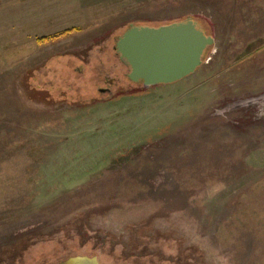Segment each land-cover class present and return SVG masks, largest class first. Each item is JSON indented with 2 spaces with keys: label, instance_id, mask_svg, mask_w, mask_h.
<instances>
[{
  "label": "rangeland",
  "instance_id": "1",
  "mask_svg": "<svg viewBox=\"0 0 264 264\" xmlns=\"http://www.w3.org/2000/svg\"><path fill=\"white\" fill-rule=\"evenodd\" d=\"M186 18L202 66L130 82L117 37ZM78 255L264 264V0H0V264Z\"/></svg>",
  "mask_w": 264,
  "mask_h": 264
},
{
  "label": "water",
  "instance_id": "2",
  "mask_svg": "<svg viewBox=\"0 0 264 264\" xmlns=\"http://www.w3.org/2000/svg\"><path fill=\"white\" fill-rule=\"evenodd\" d=\"M214 39L192 18L152 27L131 26L113 47L128 69L126 78L150 88L175 84L194 74L203 64ZM62 264H99L97 257L78 255Z\"/></svg>",
  "mask_w": 264,
  "mask_h": 264
},
{
  "label": "flooded vegetation",
  "instance_id": "3",
  "mask_svg": "<svg viewBox=\"0 0 264 264\" xmlns=\"http://www.w3.org/2000/svg\"><path fill=\"white\" fill-rule=\"evenodd\" d=\"M122 65L125 67L124 63H122ZM84 256H89V255H84ZM69 257L71 256H66L64 257L63 259H60L59 261H57L55 264H62L63 262H65ZM89 257H93V256H89ZM1 261V260H0ZM97 261L99 262V264H105L103 262H101L98 258H97ZM5 264H14V263H11V262H5Z\"/></svg>",
  "mask_w": 264,
  "mask_h": 264
},
{
  "label": "trees",
  "instance_id": "4",
  "mask_svg": "<svg viewBox=\"0 0 264 264\" xmlns=\"http://www.w3.org/2000/svg\"><path fill=\"white\" fill-rule=\"evenodd\" d=\"M170 24V23H169ZM204 32H205V30H204ZM66 33H68V31H64V32H62V33H60V34H57V35H54V36H51V37H47V38H42L41 40L43 41V40H50V39H54V38H56V37H60V36H63V35H65ZM206 35H208L207 33H205ZM122 35V34H121ZM120 35V36H121ZM119 37V36H118ZM117 37V38H118ZM117 40V39H116ZM208 50V49H207ZM207 52V51H206ZM206 52H205V55H206ZM205 55H204V57H205ZM119 59V58H118ZM203 60H204V58H203ZM119 62H121L120 60H119ZM122 63V62H121ZM139 85H141V84H139Z\"/></svg>",
  "mask_w": 264,
  "mask_h": 264
}]
</instances>
